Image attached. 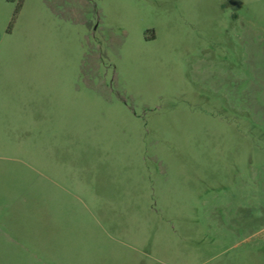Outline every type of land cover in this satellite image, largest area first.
I'll return each mask as SVG.
<instances>
[{
	"label": "rangeland",
	"instance_id": "1",
	"mask_svg": "<svg viewBox=\"0 0 264 264\" xmlns=\"http://www.w3.org/2000/svg\"><path fill=\"white\" fill-rule=\"evenodd\" d=\"M0 264H264V0H0Z\"/></svg>",
	"mask_w": 264,
	"mask_h": 264
},
{
	"label": "crops",
	"instance_id": "2",
	"mask_svg": "<svg viewBox=\"0 0 264 264\" xmlns=\"http://www.w3.org/2000/svg\"><path fill=\"white\" fill-rule=\"evenodd\" d=\"M152 39H154V38H152Z\"/></svg>",
	"mask_w": 264,
	"mask_h": 264
}]
</instances>
